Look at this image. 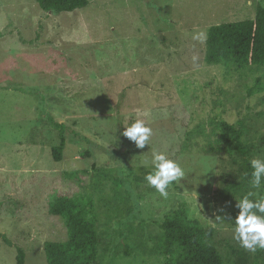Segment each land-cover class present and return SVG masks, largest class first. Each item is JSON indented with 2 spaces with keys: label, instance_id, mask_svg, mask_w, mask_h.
<instances>
[{
  "label": "rangeland",
  "instance_id": "1",
  "mask_svg": "<svg viewBox=\"0 0 264 264\" xmlns=\"http://www.w3.org/2000/svg\"><path fill=\"white\" fill-rule=\"evenodd\" d=\"M260 5L90 0L54 13L36 0H0V232L12 241L0 239V264H17L18 247L25 264H48L45 242L67 238L64 220L49 211L61 194L95 199L93 264H163L161 223L181 205L215 229L211 244L228 264H264V249L233 238L237 199L264 196V183L252 189L240 154L217 150L216 127L236 124L252 157H264V66L205 61L209 28L252 19ZM137 116L153 129L152 147L185 171L167 199L147 186L148 169L134 166L150 145L122 135Z\"/></svg>",
  "mask_w": 264,
  "mask_h": 264
},
{
  "label": "trees",
  "instance_id": "2",
  "mask_svg": "<svg viewBox=\"0 0 264 264\" xmlns=\"http://www.w3.org/2000/svg\"><path fill=\"white\" fill-rule=\"evenodd\" d=\"M90 0H36L38 6L48 12H73L88 6ZM205 61L208 64L234 65L242 68L248 65L264 66V6H258L256 16L233 22L212 25L206 39ZM58 124H56L57 126ZM218 151L233 150L240 154L245 170L251 179L250 160L252 146L243 138L240 127L220 120ZM208 141L211 137L202 133ZM206 141V142H207ZM66 145L63 129L60 142L53 147V157L62 160ZM213 144H209V150ZM49 211L61 217L67 227L65 240H51L44 244L48 264H93L99 255L98 215L95 199L90 195H57L49 203ZM163 234L159 249L167 255L163 264H228L212 246L215 234L213 227L204 225L192 217L186 205H181L161 223ZM0 239L9 244L12 241L0 232ZM129 253V252H128ZM26 253L18 247L17 264H25ZM235 264H248L238 262Z\"/></svg>",
  "mask_w": 264,
  "mask_h": 264
},
{
  "label": "clouds",
  "instance_id": "3",
  "mask_svg": "<svg viewBox=\"0 0 264 264\" xmlns=\"http://www.w3.org/2000/svg\"><path fill=\"white\" fill-rule=\"evenodd\" d=\"M193 38L203 40L204 37L203 34H197ZM123 125L122 135L137 148L143 149L145 145H150V156L141 158L134 166L148 169L144 175L147 186L167 199L169 186L185 177L184 169L170 156L167 149L152 147L153 129L146 120L137 116L131 123L124 122ZM250 167V186L252 189H259L264 183V157L252 158ZM237 201L236 208L239 211L234 219L233 238L246 250L255 252L257 249H264V196L248 191Z\"/></svg>",
  "mask_w": 264,
  "mask_h": 264
}]
</instances>
